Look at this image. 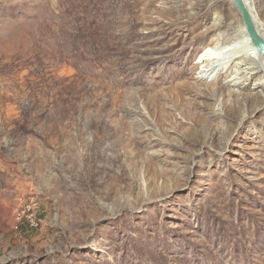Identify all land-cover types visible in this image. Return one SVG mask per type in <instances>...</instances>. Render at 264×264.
<instances>
[{
    "label": "rangeland",
    "instance_id": "1",
    "mask_svg": "<svg viewBox=\"0 0 264 264\" xmlns=\"http://www.w3.org/2000/svg\"><path fill=\"white\" fill-rule=\"evenodd\" d=\"M216 13L244 25L232 0H0V264H264V92L200 64L233 38Z\"/></svg>",
    "mask_w": 264,
    "mask_h": 264
},
{
    "label": "bare ground",
    "instance_id": "2",
    "mask_svg": "<svg viewBox=\"0 0 264 264\" xmlns=\"http://www.w3.org/2000/svg\"><path fill=\"white\" fill-rule=\"evenodd\" d=\"M245 3L247 5L246 0ZM218 17L219 14L216 13L211 21V25H217L214 29H219V27L222 26V23L224 31H230L233 33V38L231 41L227 42L226 45L223 44L224 38L213 40L203 54L205 56L200 61V64L206 68L207 72H216L218 75L227 69L228 63H231L234 68V72L232 73L234 74V77L233 80H231L233 86V89L231 90L232 93L246 97L251 96L252 92L250 93L249 90H247L248 84L252 85V91L257 90L263 93L264 69L258 65L260 63L259 60L262 59V55L252 44L245 25L240 24L234 26L230 22L227 23L220 21ZM253 22L257 33L264 41V26L261 25L262 23L259 24L254 20ZM222 45H225L223 47L227 48L226 53H229L227 60H225V58H220V54L215 52L218 51V48ZM257 91L256 93H258Z\"/></svg>",
    "mask_w": 264,
    "mask_h": 264
},
{
    "label": "water",
    "instance_id": "3",
    "mask_svg": "<svg viewBox=\"0 0 264 264\" xmlns=\"http://www.w3.org/2000/svg\"><path fill=\"white\" fill-rule=\"evenodd\" d=\"M232 1L234 3V7L238 15L240 16L246 27V31L250 37L252 44L256 47L258 52L264 57V41L262 40V38L259 36V34L255 29L252 14L248 9L245 0H232Z\"/></svg>",
    "mask_w": 264,
    "mask_h": 264
},
{
    "label": "built area",
    "instance_id": "4",
    "mask_svg": "<svg viewBox=\"0 0 264 264\" xmlns=\"http://www.w3.org/2000/svg\"><path fill=\"white\" fill-rule=\"evenodd\" d=\"M16 209V220L18 223L25 222L30 227L38 228L40 220L36 216V211L39 209V200L35 196H27L21 198Z\"/></svg>",
    "mask_w": 264,
    "mask_h": 264
}]
</instances>
